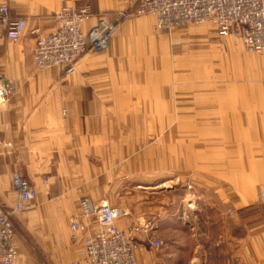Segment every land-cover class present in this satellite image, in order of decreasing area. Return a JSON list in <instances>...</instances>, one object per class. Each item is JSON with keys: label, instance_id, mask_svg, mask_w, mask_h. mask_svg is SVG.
I'll use <instances>...</instances> for the list:
<instances>
[{"label": "rangeland", "instance_id": "374dc122", "mask_svg": "<svg viewBox=\"0 0 264 264\" xmlns=\"http://www.w3.org/2000/svg\"><path fill=\"white\" fill-rule=\"evenodd\" d=\"M112 38L113 53L100 62L103 107L88 114L94 118L87 132L97 137L80 144L85 158L69 157L61 167L74 165V171L59 173L62 196L15 213V229L24 230L17 214L32 230L38 214L56 229L60 210H66L71 233L70 217L78 213L80 198L87 197L118 206L124 212L120 219L138 210L134 217L140 228L160 230L156 238L163 244L149 249L148 262L218 261L212 249L197 247L193 224L202 228L207 215L216 216L239 199H247L254 212L259 204L264 192V173L258 171L264 148V59L239 36H221L211 24L160 30L151 15L120 22ZM71 195L74 203H59ZM165 216L168 220L161 222ZM216 227L212 234L219 235ZM29 244L34 254L36 245L31 239ZM146 250L137 251L140 263L138 253ZM31 259L40 264L37 257Z\"/></svg>", "mask_w": 264, "mask_h": 264}, {"label": "crops", "instance_id": "0c3cea01", "mask_svg": "<svg viewBox=\"0 0 264 264\" xmlns=\"http://www.w3.org/2000/svg\"><path fill=\"white\" fill-rule=\"evenodd\" d=\"M136 2L0 0V3L9 6L12 16L26 19V30L19 39L13 41L0 35V78L5 90V94L0 95V200L7 208H12L19 198L13 184L15 174H21L37 190L36 198L29 202L23 211L32 209L35 203L50 204L52 196H62V192L57 193V182L61 180L59 173L74 171V165L70 164L67 169L61 167L68 165L69 157L85 158L87 150L83 152L80 144L97 137L96 133L87 132V126L91 125L94 118L88 114L103 107L105 71L100 62L108 59L115 44L112 38L104 51L93 53L88 50L77 60L76 69L72 73H66L57 67L38 69L33 62V50L38 38L34 30L39 29L41 33L54 30V12L63 5L89 4L93 17L84 25V29L88 30L104 15L111 12L113 16L110 18H113V12L131 7ZM67 108L69 113L64 116L63 110ZM262 137L264 140V136ZM260 154L261 168L258 171L264 173V148ZM66 198L59 203L75 202L72 195L67 200ZM231 203L232 206H222V211L216 216L207 215L202 228L199 224H193L192 232L198 234L195 236L197 247L204 244L215 252L214 260L218 261L211 264H264L262 204L259 202L254 212L251 208L248 209L252 204H249L247 199ZM139 212L136 210L134 215ZM69 214L66 210H60V217L55 221L56 229L51 223H46L44 215L38 214L35 217L39 221L36 230L31 229L26 218L23 220L22 216L17 214L16 217L24 228L21 232L15 230L19 251L18 263L34 264L30 258L35 256L40 260V264H43L42 258L48 264H67L80 257L84 249L85 234L77 238L72 237L67 229L66 218ZM134 215L128 219L119 218L117 224L147 249L144 255L138 253L143 260L141 264H153L147 261V254L149 249L162 246L161 240L160 247L150 244L151 240H157L156 234L160 230H156L154 225L140 228ZM23 217H26L25 214ZM167 220L166 216L163 220L160 219L161 222ZM188 222L192 223L187 220L186 224ZM165 223L163 224L167 225L168 222ZM138 226L139 229L136 230L135 227ZM216 226H220L219 235L212 234L211 227L217 228ZM18 228L17 226V230ZM96 229L97 225L92 223L89 231ZM30 239L37 246L33 247L34 254L30 249ZM36 252L38 255H35Z\"/></svg>", "mask_w": 264, "mask_h": 264}, {"label": "built area", "instance_id": "2783aa9c", "mask_svg": "<svg viewBox=\"0 0 264 264\" xmlns=\"http://www.w3.org/2000/svg\"><path fill=\"white\" fill-rule=\"evenodd\" d=\"M141 15H153L160 30L188 24H211L221 36H239L251 52L260 53L264 59V0H137L131 7L115 12L113 18H100L88 30L84 25L93 17L89 4L57 8L54 30L48 33L34 30L38 34L33 50L34 65L38 69L57 67L72 73L77 59L88 50L106 49L120 22ZM25 30L26 19L12 16L9 6L0 3V35L15 41ZM3 94L5 90L0 78V95ZM13 184L19 196L15 205L7 208L0 200V264L18 261L12 216L23 211L37 196L35 186L21 174H15ZM259 202L264 211L263 193L259 195ZM123 214L118 206L80 198L79 211L69 222L73 238L85 234L84 249L80 257L67 264H141L137 251H142L143 245L117 224ZM92 223L97 229L90 232ZM150 244L160 247L161 241L151 240Z\"/></svg>", "mask_w": 264, "mask_h": 264}]
</instances>
